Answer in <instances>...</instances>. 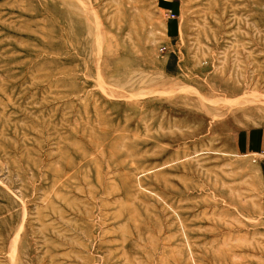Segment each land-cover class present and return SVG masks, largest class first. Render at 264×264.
I'll return each instance as SVG.
<instances>
[{
  "label": "rangeland",
  "instance_id": "rangeland-1",
  "mask_svg": "<svg viewBox=\"0 0 264 264\" xmlns=\"http://www.w3.org/2000/svg\"><path fill=\"white\" fill-rule=\"evenodd\" d=\"M262 126L264 0H0V264H264Z\"/></svg>",
  "mask_w": 264,
  "mask_h": 264
},
{
  "label": "crops",
  "instance_id": "crops-1",
  "mask_svg": "<svg viewBox=\"0 0 264 264\" xmlns=\"http://www.w3.org/2000/svg\"><path fill=\"white\" fill-rule=\"evenodd\" d=\"M255 131L246 134L244 130L242 134H239L235 148L238 151L256 150L264 152V126Z\"/></svg>",
  "mask_w": 264,
  "mask_h": 264
},
{
  "label": "built area",
  "instance_id": "built-area-1",
  "mask_svg": "<svg viewBox=\"0 0 264 264\" xmlns=\"http://www.w3.org/2000/svg\"><path fill=\"white\" fill-rule=\"evenodd\" d=\"M172 17H174V14L172 15Z\"/></svg>",
  "mask_w": 264,
  "mask_h": 264
}]
</instances>
